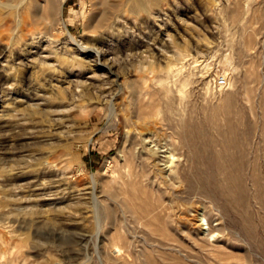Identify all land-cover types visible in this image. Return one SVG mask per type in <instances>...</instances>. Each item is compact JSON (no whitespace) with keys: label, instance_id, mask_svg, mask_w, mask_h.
Wrapping results in <instances>:
<instances>
[{"label":"rangeland","instance_id":"rangeland-1","mask_svg":"<svg viewBox=\"0 0 264 264\" xmlns=\"http://www.w3.org/2000/svg\"><path fill=\"white\" fill-rule=\"evenodd\" d=\"M229 94L249 222L192 194L152 233L123 159L182 162ZM0 264H264V0H0Z\"/></svg>","mask_w":264,"mask_h":264},{"label":"bare ground","instance_id":"bare-ground-1","mask_svg":"<svg viewBox=\"0 0 264 264\" xmlns=\"http://www.w3.org/2000/svg\"><path fill=\"white\" fill-rule=\"evenodd\" d=\"M231 102L232 96L229 94L225 97V106L223 107V114L227 123L226 131L218 129L220 137L207 139L203 145L194 151L188 149V153L182 162L173 164L175 152L169 144L156 145L157 147L142 152L140 156L136 155L135 157L134 155L135 167L130 168L129 160L123 159L125 161L123 175L126 174L127 178L130 179L134 177L138 179L139 186L136 189H140L142 196L139 207L131 205L129 206V208L131 207L130 211L145 227L151 229L152 233L164 236L166 233L165 225L173 211L180 205L175 198L189 197L192 194L203 200H212L213 203L222 199L225 205L234 207L243 215V220L249 222V216L243 208L244 203H246L243 174L247 166L244 163L247 159L243 148L247 142L248 132L244 131L242 135L238 132L240 122L232 121L230 117ZM148 105L150 104L148 103ZM167 106L168 109H172L170 100ZM153 107L155 108L152 105L148 106L146 111L152 114H160V111ZM141 110L139 108V111ZM180 135L184 143H193L192 136L189 137L184 133ZM250 178L256 188L255 197L258 199L261 186L259 176L253 166L250 170ZM132 184H134L133 181ZM196 216L201 229L200 233L203 236H211V226L206 214L197 212Z\"/></svg>","mask_w":264,"mask_h":264},{"label":"built area","instance_id":"built-area-1","mask_svg":"<svg viewBox=\"0 0 264 264\" xmlns=\"http://www.w3.org/2000/svg\"><path fill=\"white\" fill-rule=\"evenodd\" d=\"M223 83H224V79H223V77H217L216 78V80H215V84L217 85V86H221V85H223Z\"/></svg>","mask_w":264,"mask_h":264}]
</instances>
